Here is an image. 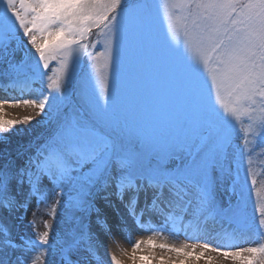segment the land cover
<instances>
[{
  "label": "snow or ice",
  "instance_id": "obj_1",
  "mask_svg": "<svg viewBox=\"0 0 264 264\" xmlns=\"http://www.w3.org/2000/svg\"><path fill=\"white\" fill-rule=\"evenodd\" d=\"M0 90L38 110L0 115V264H106L114 227L152 219L262 241L192 248L264 264V0H0ZM33 201L52 220L27 236Z\"/></svg>",
  "mask_w": 264,
  "mask_h": 264
},
{
  "label": "bare ground",
  "instance_id": "obj_2",
  "mask_svg": "<svg viewBox=\"0 0 264 264\" xmlns=\"http://www.w3.org/2000/svg\"><path fill=\"white\" fill-rule=\"evenodd\" d=\"M51 67V66H50ZM34 88H39V84H34ZM6 93L0 90V97H4ZM7 95H19L18 91L15 93H7ZM31 95L26 93L27 98ZM38 110L20 104L19 106H12V104H5L4 109L0 112L5 119H19L23 120L25 116L35 115ZM130 232V239L126 238L125 233ZM105 248L101 250L106 264H111V256L115 255L121 261V264H239V261L225 258L219 252L211 250L205 251L203 257L197 259L203 249L199 246L193 251L192 245L202 244L204 242L210 243L213 247L219 246L224 250H235L237 247L256 246L259 240H245L237 238L230 241L225 238L223 231L218 225L209 222L207 228L194 230L192 228L177 227L176 230L160 231L158 221L155 219L147 220L142 227H137L129 221V229L121 231L113 228V235L111 237L105 236ZM154 242L157 246L152 247L149 241ZM134 242H140L139 248H134ZM168 245V248H161L159 245ZM188 245L187 248H184ZM171 248H184V251L193 252L190 257H185ZM145 256L147 260H141L140 257Z\"/></svg>",
  "mask_w": 264,
  "mask_h": 264
},
{
  "label": "rangeland",
  "instance_id": "obj_3",
  "mask_svg": "<svg viewBox=\"0 0 264 264\" xmlns=\"http://www.w3.org/2000/svg\"><path fill=\"white\" fill-rule=\"evenodd\" d=\"M100 30L94 28L92 32V36L89 38L90 42H95L96 40H99L100 43L96 44V51H102V43H103V36L99 35ZM93 51L92 48H89V53ZM87 59V58H86ZM55 67H57V62L53 61L51 65V69L54 71ZM51 74V72L49 73ZM39 119V117H37ZM19 120V119H16ZM36 125V121L34 120L32 122V126ZM19 127H29L28 125L21 124ZM17 137H13V142H15ZM252 143L249 144V147L252 149V159L253 163L250 166L252 170V174L255 175L257 183L255 188L261 189V191H264V144H261L258 140H254L252 137H249ZM253 202H255L257 205L259 203L256 195H255V189H252L249 193V208L252 209ZM35 213V216L33 215ZM50 208L46 205H40L39 208L36 206V202L33 201L31 206L29 207L28 213L24 219L22 226H17L16 231L20 232L22 231L24 235L27 236H33V228L29 224V221L34 220L36 224V232H43L45 230L44 222L52 220V217L50 216Z\"/></svg>",
  "mask_w": 264,
  "mask_h": 264
}]
</instances>
